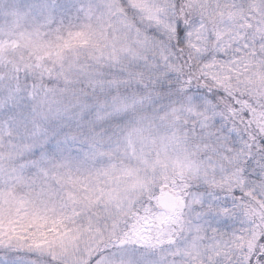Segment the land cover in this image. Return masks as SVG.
Instances as JSON below:
<instances>
[{
    "label": "snow or ice",
    "instance_id": "obj_1",
    "mask_svg": "<svg viewBox=\"0 0 264 264\" xmlns=\"http://www.w3.org/2000/svg\"><path fill=\"white\" fill-rule=\"evenodd\" d=\"M6 4L0 264H264V0ZM144 113L188 171L109 202Z\"/></svg>",
    "mask_w": 264,
    "mask_h": 264
},
{
    "label": "rangeland",
    "instance_id": "obj_2",
    "mask_svg": "<svg viewBox=\"0 0 264 264\" xmlns=\"http://www.w3.org/2000/svg\"><path fill=\"white\" fill-rule=\"evenodd\" d=\"M12 4L13 0H7L5 7H11ZM4 50L0 47V53ZM129 152L133 160H121L112 173L107 174V184L115 185L105 192L109 202L123 199L129 192L140 188L147 190L156 173L178 175L188 171L187 145L174 136L169 127L153 122L150 113H144L133 129ZM79 187L81 191L87 189L86 184ZM87 199L93 201L91 195Z\"/></svg>",
    "mask_w": 264,
    "mask_h": 264
},
{
    "label": "trees",
    "instance_id": "obj_3",
    "mask_svg": "<svg viewBox=\"0 0 264 264\" xmlns=\"http://www.w3.org/2000/svg\"><path fill=\"white\" fill-rule=\"evenodd\" d=\"M166 175V174H165ZM179 175V174H178Z\"/></svg>",
    "mask_w": 264,
    "mask_h": 264
}]
</instances>
